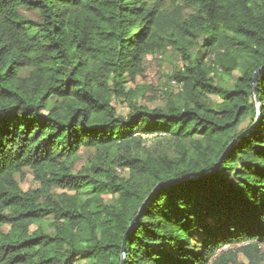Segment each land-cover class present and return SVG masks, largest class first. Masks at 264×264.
<instances>
[{
  "label": "trees",
  "instance_id": "obj_1",
  "mask_svg": "<svg viewBox=\"0 0 264 264\" xmlns=\"http://www.w3.org/2000/svg\"><path fill=\"white\" fill-rule=\"evenodd\" d=\"M174 1L0 0V264L264 262V0Z\"/></svg>",
  "mask_w": 264,
  "mask_h": 264
},
{
  "label": "rangeland",
  "instance_id": "obj_2",
  "mask_svg": "<svg viewBox=\"0 0 264 264\" xmlns=\"http://www.w3.org/2000/svg\"><path fill=\"white\" fill-rule=\"evenodd\" d=\"M163 6L168 9L169 11H172L175 6L176 2L174 0H161ZM22 15L28 17L31 20L34 21H40V18L35 12L23 10ZM144 72L137 77V85H148L157 90V94L159 96H165V94L169 95V93H172L173 97H177L179 93L182 91V85L174 81L173 75L174 73L183 68V60L181 57H179L176 54L175 49L168 44L167 47V53L163 56H146L144 58ZM211 100L213 103L220 102V99L216 96L211 97ZM165 101L163 97L160 98V100L157 102V105H164ZM115 106L118 110V112L122 115H126L128 113L127 107L123 105V103L115 102ZM248 123L244 125L241 130H246ZM165 141V140H164ZM154 142L152 140H147L148 146H151ZM170 145L167 143L162 146L161 152H169ZM89 152L82 150L81 151V157L83 160H86L89 157ZM32 177H27V180L23 183V189L27 191L31 184ZM65 191L62 190H56V195L61 194ZM9 227H5L4 231L8 232ZM45 230L48 234H53V229L51 227L45 226ZM239 264H250V262L243 256L240 255L238 259ZM261 264H264V262H261Z\"/></svg>",
  "mask_w": 264,
  "mask_h": 264
},
{
  "label": "water",
  "instance_id": "obj_3",
  "mask_svg": "<svg viewBox=\"0 0 264 264\" xmlns=\"http://www.w3.org/2000/svg\"><path fill=\"white\" fill-rule=\"evenodd\" d=\"M264 71V67H262L261 69H259L254 77H253V88H254V92L257 91V84H258V77L259 75ZM257 102L259 103L260 101L257 99ZM262 107L259 108V114H258V120L257 122L255 123V125L252 126V128L249 130V132H247L245 135H248L249 133H251V131L256 127V125L259 123V119L262 115ZM230 148L229 147L225 152L224 154L222 155V157L220 158V160L216 163V165L214 166V168L208 172L205 173L204 177L216 172L218 170V168L221 166L223 160L225 159L226 155L229 153L230 151ZM189 179H193V177H190ZM144 207V206H143ZM142 207V208H143ZM140 217V214L135 218V220L131 223L130 227H129V230H128V233L126 234L125 236V239L123 241V252H122V264H126V242H127V238H128V235L132 232V230L134 229V226H135V222L139 219Z\"/></svg>",
  "mask_w": 264,
  "mask_h": 264
}]
</instances>
